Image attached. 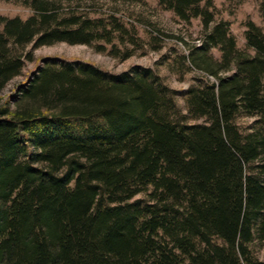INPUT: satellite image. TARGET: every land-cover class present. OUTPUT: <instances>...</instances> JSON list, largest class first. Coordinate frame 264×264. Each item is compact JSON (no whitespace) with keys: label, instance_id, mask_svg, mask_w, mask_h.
<instances>
[{"label":"trees","instance_id":"obj_1","mask_svg":"<svg viewBox=\"0 0 264 264\" xmlns=\"http://www.w3.org/2000/svg\"><path fill=\"white\" fill-rule=\"evenodd\" d=\"M39 6L0 15V91L33 59L18 47L89 43L75 16L61 29ZM44 61L0 95V264H264L249 249L264 243V130L240 140L230 124L240 108L264 119L257 73L227 81L206 62L216 91L189 93L209 122L178 125L144 76L104 83L89 62L78 72Z\"/></svg>","mask_w":264,"mask_h":264},{"label":"rangeland","instance_id":"obj_2","mask_svg":"<svg viewBox=\"0 0 264 264\" xmlns=\"http://www.w3.org/2000/svg\"><path fill=\"white\" fill-rule=\"evenodd\" d=\"M41 1L0 0V15L21 19L40 15L44 11L39 6ZM45 1L51 6L48 12L66 20L61 29L75 16L85 31L82 38L89 43L54 40L18 47L19 52L31 50L33 59L25 60L20 74L0 91L5 98L15 96L44 60L53 61L57 67L72 64L78 72L83 62H89L99 69L104 83L144 76L154 86L162 112L178 125L209 122L207 113L194 107L189 93L192 88L198 98L204 92L210 97V92L216 91L218 78L200 67L206 62L227 81L233 77L248 82L257 73L261 94L264 92V51L249 45L246 38L248 20L264 35V0H199L189 5L177 0ZM240 54L248 59L247 63L239 61ZM230 124L240 140L264 130V119L243 108ZM249 249L252 256L264 262V243L256 241Z\"/></svg>","mask_w":264,"mask_h":264}]
</instances>
